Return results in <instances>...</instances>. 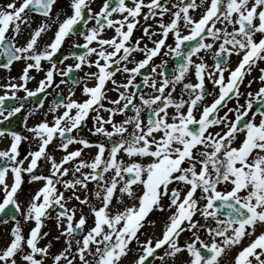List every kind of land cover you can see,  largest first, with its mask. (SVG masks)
<instances>
[{
  "label": "snow or ice",
  "instance_id": "snow-or-ice-1",
  "mask_svg": "<svg viewBox=\"0 0 264 264\" xmlns=\"http://www.w3.org/2000/svg\"><path fill=\"white\" fill-rule=\"evenodd\" d=\"M56 2L11 0L0 8V67L11 70L14 62L32 61L22 70V83L8 87L14 90L22 87L33 97L52 86L54 72L68 76L84 65L95 67V72L85 75L96 83L83 88L87 99L69 98L66 103H56L49 109L57 113L51 122L43 119L29 129L39 145L29 153L31 160L27 167H24L27 156L18 159L19 145L26 137L0 128V137L6 133L12 137L10 146L0 150V161H3L0 164V193L3 194L0 214L8 215L6 209L12 206L25 221L35 222V227L25 237L20 222L16 221L10 241L0 249V264H19L20 261L45 264L51 244L44 247L38 244L47 235L41 234V228L46 219L52 218L53 211H56L58 227L62 228L61 235L66 237L63 250L52 257L53 264H75L77 260L79 264H124L134 240L137 254L129 264H152L150 257L158 258L161 264H176L178 255L185 252L189 259L184 264H221V258L238 246L232 264H264V86L255 92L240 90L245 77L264 62V0H200L199 3L179 0L172 7L161 0L148 3L131 0V6L126 0H117L115 5L112 0H104L98 12L91 6L93 0H70L71 14H66L63 20L57 14L53 20ZM201 6L204 11L197 20L190 10ZM144 8L149 10L145 20L161 17L158 22L161 31L150 33L145 28V35L150 39L155 35L161 38L152 41L150 48L146 44L142 47L139 41L128 46ZM33 12L46 20L20 45L18 38L31 28L28 16ZM114 13L126 15L117 20L111 18ZM168 13L171 19L165 23L163 17ZM89 20H95L94 27L88 28ZM55 22L58 27L53 39L39 47L42 34ZM106 27L114 28L116 36L103 38ZM182 29H187L188 34H183ZM170 33L174 36V47L166 44ZM75 35H82L85 41L75 47L86 51L82 55L73 52L64 59L74 57L78 62L66 69H58L56 63H52L37 89H28L27 82L33 78L29 70H40L44 60L51 62L65 40ZM186 42H189L187 50L183 48ZM191 42H195L194 45ZM93 43L96 46H91ZM163 48H167L164 55L174 54L182 62L171 76L159 73V81L143 76L142 69L149 66ZM201 51L213 53L212 65L199 55ZM134 52L143 53L144 59L129 68L127 64L133 63L129 58ZM93 55L96 59H89ZM233 55L240 56L234 69L229 67ZM166 65L164 61L162 66ZM156 67L151 68L153 73ZM190 70L195 83L184 82ZM259 71V80L264 84V68ZM225 72H228L227 79ZM117 73L128 74L125 83L118 84L114 79ZM137 76L143 77L139 83L135 82ZM109 81L114 89L106 88ZM206 81H211L213 90L206 87ZM254 82L255 79L250 80L247 86L251 88ZM77 83L79 81L73 80L74 85ZM142 85L150 91L144 92ZM177 85H182L178 97L173 95ZM215 88L219 89L218 93ZM113 90L118 92V98L109 103L115 107H105L103 101L107 99V92ZM208 96L213 97L210 104L204 102ZM241 96L245 99L243 104L239 103ZM15 99V92L0 95V117L4 120L21 111L23 105L6 104ZM232 99H236V106L228 108L221 116L220 111L227 108ZM61 106L62 113L58 112ZM170 108L174 110L171 113ZM100 109L109 113L108 119L99 115ZM129 110L134 114L127 116ZM145 110L148 112L146 122L142 116ZM92 112L97 113L93 117L98 125L95 132L107 137L110 146L93 145L87 139L72 135L87 122ZM117 114L126 118L117 123L114 121ZM105 125H111V130ZM214 128L219 131H213ZM57 137L61 141L59 147L67 153L59 162L48 153V146ZM74 143L83 148L69 152V146ZM91 147L98 149L91 162L79 159L73 178L63 180L62 177L69 174L65 165L82 157L84 148ZM41 158L51 161L52 175L34 174ZM25 172L32 174V181L45 183L31 196L26 210H22L18 196ZM76 173H80L79 177ZM89 182L96 183L95 190L89 188ZM57 184H63L72 195L66 199ZM80 189L88 193L83 199L77 194ZM125 197L134 203L129 205ZM71 199L87 206L88 214L80 208L77 219V209L67 207ZM222 209H227L226 219L219 215ZM165 210L171 214L165 220L162 234L142 241L140 236L146 235L142 231L145 224H155L147 220L148 216ZM197 214L204 223L194 219ZM11 218L16 220L14 214ZM0 222L7 223L6 220ZM201 230L209 237L208 241L201 237ZM185 232H190L191 237L181 244L180 236ZM245 239L249 241L247 244L243 243Z\"/></svg>",
  "mask_w": 264,
  "mask_h": 264
},
{
  "label": "flooded vegetation",
  "instance_id": "flooded-vegetation-1",
  "mask_svg": "<svg viewBox=\"0 0 264 264\" xmlns=\"http://www.w3.org/2000/svg\"><path fill=\"white\" fill-rule=\"evenodd\" d=\"M99 2V4H98ZM104 0H95L92 2V8L94 11L98 12L103 4ZM149 0H145V3H148ZM162 3H168L169 7H172L173 3H177L179 2V0H161ZM189 0H184V3H188ZM200 0H197V3H199ZM126 3H128L129 6H131V0H126ZM175 10V9H173ZM204 11V6H201V8L199 9H194V10H190V14L194 16L195 19H199L202 15ZM149 14V10L147 8L142 9L141 15L137 18L139 23H137L136 28L133 30V34L132 37L130 38V40L127 42L128 46H132L134 44V42L139 41L140 45L143 47L145 44L150 48L153 46L152 41L154 40H158L160 39V35H155L152 36L151 39L149 38V36H146L144 33V29L148 28L149 32H157L159 33L161 31V29L159 28V24L158 22L161 20L160 16H156L155 18H149L147 20L144 19L145 15ZM123 15L125 14H119V13H114L113 16L111 17L112 19H122ZM171 19V13L166 14L163 17V21L165 23L169 22ZM95 26V20H90L89 22V26L88 28H92ZM151 26V27H149ZM219 26V25H218ZM126 30V28H125ZM182 33L183 34H188L187 29H182ZM103 38H112L114 36H116V32L114 30V28H105L104 33L102 34ZM258 38H259V34ZM142 38V39H141ZM76 40H81L84 38L81 37H76ZM210 39V38H209ZM85 42V41H84ZM84 42H82L81 44H73L72 46H69V41L65 40L64 44L62 45L61 49L59 50V53H63L65 54V56H70L71 57V53H72V49L75 45H82L84 44ZM193 45L195 42H191ZM166 44H170L173 47L175 46L174 43V36L170 33L169 37L166 41ZM69 46V48H68ZM91 46H96L95 43H93V45ZM189 47V42H186L185 45L183 46V48L185 50H187V48ZM69 49V52L65 53L67 50ZM111 48H108V51H111ZM167 52V48H163L161 50V54L158 55L157 57L153 58V61L150 63L149 66H147L145 69H142V73L143 76H147L150 78H154L157 81H159L161 79V77L158 75L161 72L166 73L167 75L171 76L172 73L174 72V70L176 69L177 65L182 62L181 59L179 57H174V54L169 53L168 55H164V53ZM123 54V52L121 53V55ZM199 55H203L207 61V63L209 65H212L214 63L213 59H212V52H204L201 51V53ZM134 58V59H133ZM89 59L95 60L96 57L95 55L89 57ZM130 60H133V63H128L127 66L129 68L135 66V62L144 59V54L141 52H134L132 54V56L129 58ZM194 60H196V62L198 63L199 60L197 59V57H193ZM72 60V63H69V61ZM240 57L238 58V56L233 55L231 57V61H230V65L229 67L234 69L237 65V63L239 62ZM164 61H167V65L166 66H162L164 64ZM78 61L72 58L67 59L64 63L59 64V69H66L68 65H75ZM101 63H103V61H101ZM127 63V62H125ZM153 66H158L156 67V72L153 73L151 71V68ZM260 68H264V62H260L258 67H254V70L252 71V73L248 76L245 77L244 83L241 85V92L242 93H246V92H255L257 91L261 86H264V84H262L259 80V76L261 75V72L259 71ZM78 70V76H79V85L77 87L72 86L67 80H66V76L62 75L59 72V78L56 81H53V85L49 88L46 89V93L47 96L50 97L52 95V92H57V90H59V103L61 101L63 102H67L69 98L77 100V101H83L85 99H87L88 97L84 95L83 93V88L85 87V85L91 87L94 86L96 81L89 79L85 74L89 73V72H95L96 69L95 67H91L89 68L87 65L82 66L81 69H77ZM209 71H211V68L209 69ZM128 74L126 73H117L116 76L114 77V79L118 82V84H122L126 82ZM225 77L227 79L228 77V72H225ZM142 76H137L136 77V83H139L142 80ZM255 79V82L252 83L251 88H249L248 82L250 80ZM63 81V82H62ZM186 82H196V78L193 74V72L190 70V72L187 75L186 80L184 81ZM144 92H149L150 89L144 87L143 85L141 86ZM182 85H177V89H176V93H174V96L179 95V92L181 90ZM206 87L209 90H213L214 86L211 83V81H206ZM106 88L107 89H114L115 86L111 83V81H109L106 84ZM121 91H123V89H120ZM133 91H135V89H132ZM215 91L218 93L219 89L215 88ZM55 95V93H53ZM154 94H158V93H154ZM23 96H28L27 94H23V95H18L16 96L17 98L23 97ZM47 97V99H48ZM54 96H52L53 99ZM118 98V92L113 90V91H108L107 92V99H105L103 101L105 107H115V105H112L109 103L110 100H115ZM49 100V101H53V100ZM185 99H187V95H185ZM213 100L212 96H208L205 98V103L206 104H210ZM137 103H139V101H136ZM245 102V99L243 96H241L239 98V103L243 104ZM123 103V101L121 102ZM236 99H232L228 102L227 108H224L220 111V115L223 116L225 114V112L228 111V108H234L236 106ZM21 105H16L14 107H20ZM39 106L33 104L32 102H30L28 105H25L22 107L21 111L19 113H16L14 116L10 117L8 119V121H11L10 123V130L17 132L18 134H20L23 137H26V139L22 140L21 144L19 145V151H20V156L18 157V159H23L24 157H28L27 160L24 161V167H27L30 160H31V156H29V153L32 151H35L38 149V145H39V141L35 140L33 137V133L29 131L30 128L34 127L36 124H38L39 122L42 121L41 117H37L35 115V111L38 110ZM53 108V107H52ZM59 112L62 113L64 111L63 107L61 106L59 109ZM172 111H174L173 109H169V112L171 113ZM134 113L129 110L128 113L126 114L127 116L133 115ZM5 115H7V112H5ZM97 113L96 112H92L89 115V118L87 120V122L85 124H83L80 128L79 131H74L72 133L73 136H77L79 138H84L87 139L89 141L90 144L96 145V144H100V143H105L107 145L110 146V141L108 140L107 137H105L103 134L101 133H96L95 132V127L98 126L96 124V122L94 121L93 117L96 116ZM99 115L103 116L105 119L109 118V113L104 111V109H100L99 111ZM126 115H121V114H117L114 117V121L119 123L120 121L124 120L126 118ZM143 118L145 119V122L147 120V116H148V112L147 110H145V112L142 114ZM259 119V117H257ZM4 118L0 117V122L3 121ZM105 127L108 130H111V125H105ZM213 131H219V128H214ZM11 132V131H10ZM6 135V134H5ZM9 140V146L12 143V137L10 135H6ZM1 138V137H0ZM242 138V137H241ZM61 141L60 138L57 137L56 139L53 140V142L48 146V153L51 156H54L58 162V157H57V150L61 149L59 147ZM73 146H77L78 148H83V145L80 144H72L69 146L70 147ZM0 150H3L0 147ZM98 149L95 147H91V148H84L83 150V154L82 157L78 158L79 159H84L87 160L89 162H91V158L95 156V154L97 153ZM59 152V151H58ZM78 161H76L74 164L76 165L78 163ZM3 161H0V164H2ZM82 171L84 172H88L90 171L89 169H82ZM34 174L36 175H40V176H50L52 175V167H51V161L49 159L46 158H41L38 161L37 164V168L34 169ZM107 175V174H106ZM23 183L21 186V191L19 192V196H18V200L19 203L21 204V208H27L28 204H29V200L31 198V196L35 193V191L37 189H39L40 187H42L45 183V181L40 180V181H32L31 180V173H23ZM77 177H79V175H77ZM9 180H11V175L9 176ZM95 182H89V188L90 189H94L95 186ZM171 187V186H170ZM57 188L59 190V184H57ZM88 195V194H87ZM3 194L0 193V199H2ZM25 197L26 200H23L22 197ZM165 204H167V200L164 201ZM22 208V210H24ZM174 211V209H173ZM168 212L169 214H171L169 211L165 210L163 212L160 211H154L152 212L149 217H158L160 214H164ZM227 211L221 210L219 215L222 218H227L226 216ZM21 217H19V222L21 224V227L23 229V234L25 235V237L28 236L30 230L34 227V221H25L24 216L19 213ZM194 219H199L201 221V223H204L203 219L199 216V214H197L196 217H194ZM16 222L13 221H9L7 223H2L0 222V226H11L12 228L15 227ZM53 229V228H51ZM153 227L151 225L145 224V227L142 229L143 232L148 233L150 230H152ZM43 230H50V228L46 225L45 228H41V234L43 235L44 231ZM54 230L56 231L55 234V240L48 242V243H41L39 241L38 246L40 247H44L47 246L48 244H51V248L49 249V256L45 259V264H53L52 261V257L55 254L59 253V249H60V243L64 240H66V237L61 235L62 232V228L58 227L57 224V220H55V227ZM43 231V232H42ZM185 234L188 236L186 239L188 240L191 237V233L190 232H185ZM200 235H202V238L205 239L206 241L209 240V237L207 236V234L201 230ZM150 236V235H148ZM148 236H144L141 235L140 239L143 241L145 239L148 238ZM57 237H59V239H57ZM135 241V240H134ZM186 241V240H185ZM249 241L248 239H245L243 241L244 244H247ZM181 244H183L184 242H180ZM132 245L136 246V243L134 244L132 242ZM137 249L136 248H132V251L135 252ZM239 251V246L237 248H234L233 250H231V252L226 253L222 258H221V264H232V262L234 261V257L236 256L237 252ZM158 252H161V250H158ZM162 254V252H161ZM37 258H40L39 256ZM152 260V264H161L160 260L158 258H151ZM188 254L185 252L183 254H179L178 257L176 258V264H182V262L177 263L180 260H188ZM186 262V261H185ZM19 264H23L22 261L19 262Z\"/></svg>",
  "mask_w": 264,
  "mask_h": 264
},
{
  "label": "rangeland",
  "instance_id": "rangeland-1",
  "mask_svg": "<svg viewBox=\"0 0 264 264\" xmlns=\"http://www.w3.org/2000/svg\"><path fill=\"white\" fill-rule=\"evenodd\" d=\"M9 3L11 2V0H0V4L3 2ZM1 8V7H0ZM59 14L60 20H63L65 18V15H70L71 14V8H70V0H57L56 4L53 7V20H55L56 15ZM28 19L31 21V28H29L30 30H33L35 28L38 27V25H40L41 23H43L46 18L45 17H28ZM58 27V22L52 23V27L50 28V30H48L46 33H43L40 40L38 41V46L39 47H43L45 44L50 43L51 40L53 39L54 33L57 30ZM20 42H24L22 36L18 38ZM40 42V43H39ZM240 56H238L239 58ZM26 63H31V61H20L18 62V64H16L15 66H13L11 68V70L9 69H5L3 72L0 71V95L7 93H11V92H15V90H9L8 85L9 84H21L22 81L20 79L21 75H22V70L25 67ZM51 68V62L44 60L41 62V69L35 73V80L33 81L32 84L28 85L27 87H30V90H33L36 88V86L39 85V82L43 79H45V75L46 72ZM32 72V69H30ZM59 72V71H57ZM23 88H19V90H22ZM25 92V91H24ZM70 177H72V174L70 175ZM79 188V187H78ZM59 191L62 192L64 191V187L60 186ZM81 189L78 191L79 194H81ZM66 192V190H65ZM72 195V193L68 192L65 193V198L67 199L68 197H70ZM127 198V197H125ZM67 206L68 208H76L77 209V213H76V217L80 216V208L81 207H86L84 205H81L79 203V201L75 200V199H71L67 201ZM79 208V209H78ZM199 220V219H197ZM89 223H91V220L89 221ZM164 227V226H163ZM163 231V230H162ZM259 231V230H258ZM162 234V232H161ZM160 234V235H161ZM159 235V236H160ZM186 235H183L182 237H185ZM202 237V235H201ZM9 242V238L7 236L6 231H4L3 229H1L0 231V249H2L3 247H5V245ZM187 260H180L179 262H182V264H184V262ZM130 261L128 262H124V264H129ZM78 264V263H77Z\"/></svg>",
  "mask_w": 264,
  "mask_h": 264
},
{
  "label": "bare ground",
  "instance_id": "bare-ground-1",
  "mask_svg": "<svg viewBox=\"0 0 264 264\" xmlns=\"http://www.w3.org/2000/svg\"><path fill=\"white\" fill-rule=\"evenodd\" d=\"M32 30H26L24 33H23V36H25V39L26 41L29 39V33L31 32ZM132 203H129V205H131ZM156 232H159V229L156 230Z\"/></svg>",
  "mask_w": 264,
  "mask_h": 264
},
{
  "label": "water",
  "instance_id": "water-1",
  "mask_svg": "<svg viewBox=\"0 0 264 264\" xmlns=\"http://www.w3.org/2000/svg\"><path fill=\"white\" fill-rule=\"evenodd\" d=\"M55 58H57V61H59V60H58V58H59V56H58V55H57Z\"/></svg>",
  "mask_w": 264,
  "mask_h": 264
}]
</instances>
